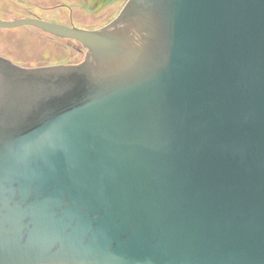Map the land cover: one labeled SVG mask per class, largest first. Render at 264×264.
Instances as JSON below:
<instances>
[{
    "label": "water",
    "instance_id": "95a60500",
    "mask_svg": "<svg viewBox=\"0 0 264 264\" xmlns=\"http://www.w3.org/2000/svg\"><path fill=\"white\" fill-rule=\"evenodd\" d=\"M74 64L0 56V264H264V0H127Z\"/></svg>",
    "mask_w": 264,
    "mask_h": 264
},
{
    "label": "rangeland",
    "instance_id": "374dc122",
    "mask_svg": "<svg viewBox=\"0 0 264 264\" xmlns=\"http://www.w3.org/2000/svg\"><path fill=\"white\" fill-rule=\"evenodd\" d=\"M127 0H0V19H39L97 29L114 19ZM77 42L23 25L0 28V53L25 67L74 64L84 59Z\"/></svg>",
    "mask_w": 264,
    "mask_h": 264
},
{
    "label": "flooded vegetation",
    "instance_id": "af4514ba",
    "mask_svg": "<svg viewBox=\"0 0 264 264\" xmlns=\"http://www.w3.org/2000/svg\"><path fill=\"white\" fill-rule=\"evenodd\" d=\"M0 56H2V57H4V58H7V59H9L10 61H12L13 63H15L13 60H11L10 58H8L7 56H5V55H3V54H1V53H0ZM15 64H17V63H15ZM17 65H19V64H17ZM19 66H21V65H19ZM23 67H25V66H23Z\"/></svg>",
    "mask_w": 264,
    "mask_h": 264
}]
</instances>
